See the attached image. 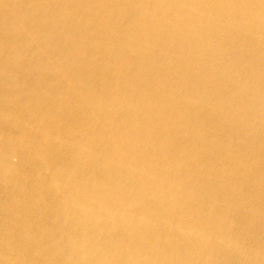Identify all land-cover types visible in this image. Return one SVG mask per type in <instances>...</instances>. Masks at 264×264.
<instances>
[{
  "label": "bare ground",
  "instance_id": "6f19581e",
  "mask_svg": "<svg viewBox=\"0 0 264 264\" xmlns=\"http://www.w3.org/2000/svg\"><path fill=\"white\" fill-rule=\"evenodd\" d=\"M0 264H264V0H0Z\"/></svg>",
  "mask_w": 264,
  "mask_h": 264
}]
</instances>
